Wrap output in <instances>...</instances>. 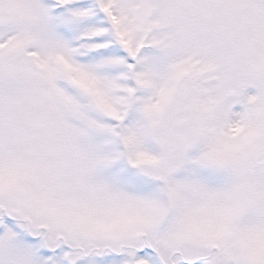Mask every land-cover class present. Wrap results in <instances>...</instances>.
<instances>
[{
  "label": "snow or ice",
  "instance_id": "6c2138e0",
  "mask_svg": "<svg viewBox=\"0 0 264 264\" xmlns=\"http://www.w3.org/2000/svg\"><path fill=\"white\" fill-rule=\"evenodd\" d=\"M0 264H264V0H0Z\"/></svg>",
  "mask_w": 264,
  "mask_h": 264
}]
</instances>
